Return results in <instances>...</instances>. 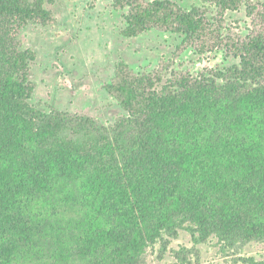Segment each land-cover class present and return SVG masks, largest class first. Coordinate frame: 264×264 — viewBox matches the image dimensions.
Listing matches in <instances>:
<instances>
[{"label":"trees","instance_id":"trees-1","mask_svg":"<svg viewBox=\"0 0 264 264\" xmlns=\"http://www.w3.org/2000/svg\"><path fill=\"white\" fill-rule=\"evenodd\" d=\"M202 1L216 18H208L209 8L185 10L171 0H113L127 11L125 38L170 32L184 36L182 50L219 48L240 59L209 78L182 75L162 89L160 78L120 62L104 88L129 115L120 124L130 134L125 145L92 117L31 105L36 53L18 38L31 23L56 20L45 0H0V264H16L50 235L37 226L31 202L67 185L79 201L69 193L66 202L111 223L70 242L92 264H140L146 248L166 247L181 231L195 243L214 234L230 242L264 236V4ZM243 6L262 29L224 38V15ZM60 245L56 254L67 261Z\"/></svg>","mask_w":264,"mask_h":264},{"label":"rangeland","instance_id":"rangeland-1","mask_svg":"<svg viewBox=\"0 0 264 264\" xmlns=\"http://www.w3.org/2000/svg\"><path fill=\"white\" fill-rule=\"evenodd\" d=\"M171 1L185 10L194 6L209 8L211 20L218 15L214 6L202 0ZM45 2L55 23L49 26L31 23L18 38L23 50L36 53V61L30 66V80L36 85L31 105L45 112L55 108L92 117L105 134L114 140L122 139L125 145L130 144V134L121 132L120 124L129 115L104 88L114 79L120 62L135 73L160 78L159 89L182 75L209 78L217 70L240 64L239 58L219 48L205 54H199L193 46L182 50L184 36L180 34L151 30L137 38L123 37L127 11L114 9L113 0ZM253 3L264 4V0ZM257 21L247 14V6L227 12L221 36L244 39L262 29ZM69 193H74L79 201L77 188L67 185L53 196L31 202L37 226L48 228L50 235L39 237L32 254L16 264H92V259L74 255L70 242L91 227L107 231L111 223L101 221L91 209L72 200L66 202ZM60 244L67 246L62 248L67 261L56 254ZM165 245L158 242L146 248L140 264H264V236L230 242L214 234L206 242L195 243L188 232L181 231L178 238Z\"/></svg>","mask_w":264,"mask_h":264}]
</instances>
